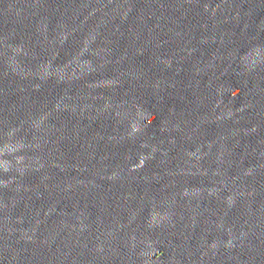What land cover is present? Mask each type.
<instances>
[{"label":"water","instance_id":"water-1","mask_svg":"<svg viewBox=\"0 0 264 264\" xmlns=\"http://www.w3.org/2000/svg\"><path fill=\"white\" fill-rule=\"evenodd\" d=\"M120 0H0V264H105Z\"/></svg>","mask_w":264,"mask_h":264}]
</instances>
